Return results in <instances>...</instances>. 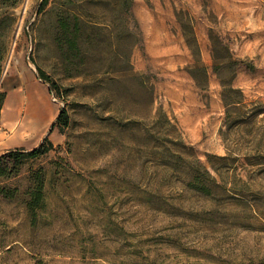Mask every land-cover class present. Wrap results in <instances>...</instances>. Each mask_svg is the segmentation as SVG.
I'll return each mask as SVG.
<instances>
[{
    "label": "rangeland",
    "instance_id": "obj_1",
    "mask_svg": "<svg viewBox=\"0 0 264 264\" xmlns=\"http://www.w3.org/2000/svg\"><path fill=\"white\" fill-rule=\"evenodd\" d=\"M10 1L0 264H264V0Z\"/></svg>",
    "mask_w": 264,
    "mask_h": 264
},
{
    "label": "trees",
    "instance_id": "obj_2",
    "mask_svg": "<svg viewBox=\"0 0 264 264\" xmlns=\"http://www.w3.org/2000/svg\"><path fill=\"white\" fill-rule=\"evenodd\" d=\"M0 2L3 5V7H9V6L13 7L16 4L15 1L11 2L10 0H0ZM46 2L47 0H44V3ZM131 5H132V0H122V6L125 12L130 11ZM7 18H10L8 11L0 15V81H1L2 74H3V61H4L5 49H6L5 43L3 41L4 33L2 32L1 27H2L3 21ZM61 23L63 25L66 24L64 23V20H62ZM215 62H216L215 63L216 66H222L224 64L231 63L230 60H227V59L218 60L216 55H215ZM40 76L46 81H49V77L43 71H40ZM52 84L54 85L56 83L52 82ZM222 85L224 86L222 97L225 103L226 114L228 117L232 109H238L240 106H244V105H239L243 102V97H239L237 99H231L229 97L230 93H233V92L240 93L241 92L240 89H237L233 86V80L230 81L228 86H226L224 82H222ZM253 110H254V113L256 114L263 112V111H258L257 109H253ZM59 123H60L61 128L68 126L69 117H68V113L66 112V110H63L62 113L60 114ZM52 148H53V143L50 140L46 139L41 145H39L38 147L32 150H27L24 147H17V148H11L7 152L1 154L0 155V182H3L4 180H11V179L18 177L21 174L23 167L26 164L40 158L41 156L46 155ZM259 163H262V162H259ZM202 166H203L205 173L209 175V171L207 170V168L204 165ZM30 178H31V181L33 182V195H34V199L30 203V205L34 206L35 205L34 202H36L42 195L41 193L43 191V187L45 184L42 168L31 171ZM204 188L207 189L208 188L207 185H204ZM14 191H15V188L11 186H0V193L6 198L13 196Z\"/></svg>",
    "mask_w": 264,
    "mask_h": 264
}]
</instances>
